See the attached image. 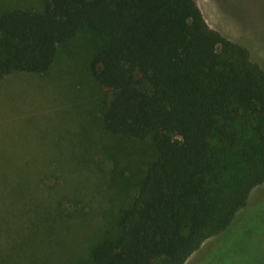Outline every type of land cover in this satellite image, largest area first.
I'll list each match as a JSON object with an SVG mask.
<instances>
[{
	"label": "trees",
	"instance_id": "trees-1",
	"mask_svg": "<svg viewBox=\"0 0 264 264\" xmlns=\"http://www.w3.org/2000/svg\"><path fill=\"white\" fill-rule=\"evenodd\" d=\"M59 52L103 92L112 135L153 149L87 264H185L264 183V69L196 0H44L0 12V81Z\"/></svg>",
	"mask_w": 264,
	"mask_h": 264
},
{
	"label": "rangeland",
	"instance_id": "rangeland-1",
	"mask_svg": "<svg viewBox=\"0 0 264 264\" xmlns=\"http://www.w3.org/2000/svg\"><path fill=\"white\" fill-rule=\"evenodd\" d=\"M44 0H0V12ZM209 26L264 69V0H196ZM103 92L59 52L45 73L0 81V264H87L92 243L127 204L153 149L112 135ZM185 264H264V183Z\"/></svg>",
	"mask_w": 264,
	"mask_h": 264
}]
</instances>
